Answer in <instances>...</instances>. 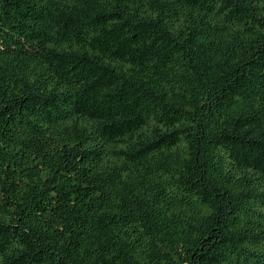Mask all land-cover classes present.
I'll return each mask as SVG.
<instances>
[{"label": "trees", "instance_id": "trees-1", "mask_svg": "<svg viewBox=\"0 0 264 264\" xmlns=\"http://www.w3.org/2000/svg\"><path fill=\"white\" fill-rule=\"evenodd\" d=\"M0 264H264V0H0Z\"/></svg>", "mask_w": 264, "mask_h": 264}]
</instances>
